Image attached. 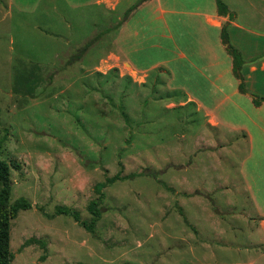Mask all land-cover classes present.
I'll return each mask as SVG.
<instances>
[{"label": "rangeland", "instance_id": "obj_1", "mask_svg": "<svg viewBox=\"0 0 264 264\" xmlns=\"http://www.w3.org/2000/svg\"><path fill=\"white\" fill-rule=\"evenodd\" d=\"M134 2L0 0V160L17 164L10 200L32 203L11 221V264H244L261 249L246 216L247 188L264 193V148L205 124L169 70H141L181 64L174 25L193 6L143 14L125 40L137 70L113 43ZM100 182L91 231L54 214L67 206L89 222Z\"/></svg>", "mask_w": 264, "mask_h": 264}, {"label": "crops", "instance_id": "obj_2", "mask_svg": "<svg viewBox=\"0 0 264 264\" xmlns=\"http://www.w3.org/2000/svg\"><path fill=\"white\" fill-rule=\"evenodd\" d=\"M94 2L97 4L98 0ZM186 2L193 6L192 9L186 11L185 19L182 17L174 25L178 57L175 63L181 60V64L173 68V59L166 56L165 60L160 59L141 70H169L174 77V85L182 91L184 99L191 101L196 112L203 111L205 124L212 128L221 125L239 133L249 143L250 150H261L264 148V101L255 105L253 99L264 98V0H222L228 10L224 15L218 13L215 0ZM163 5L164 0L143 1L118 26L113 43L123 63L140 70L138 57L131 55L134 47L126 43L128 35H135L137 39L141 34L139 23L143 14L154 12L155 8L164 14ZM163 17L155 19L164 29H170V22ZM180 35L182 39L179 42ZM228 46L236 50L241 59L238 71L241 79L234 75L233 57L227 50ZM187 64L193 70L192 79L179 73V69L185 68ZM179 75L181 80L178 79ZM240 83L243 90L240 89ZM230 109L235 111L230 112ZM232 113L237 114L238 119ZM259 141L261 145L257 144ZM247 189L255 217H246L258 222L254 234L261 239V249L244 264H264V193L258 192V185Z\"/></svg>", "mask_w": 264, "mask_h": 264}, {"label": "trees", "instance_id": "obj_3", "mask_svg": "<svg viewBox=\"0 0 264 264\" xmlns=\"http://www.w3.org/2000/svg\"><path fill=\"white\" fill-rule=\"evenodd\" d=\"M146 0H137V2L132 5L125 13V17L133 10L139 3ZM217 5V10L219 14H227L228 10L222 0H215ZM223 41L226 42V39L223 38ZM89 45V42L86 43ZM85 47V46H84ZM228 52L233 57V72L238 78H242L239 74V67L241 65V59L232 47H227ZM240 89L243 90L242 84L240 83ZM261 101H264V98H254L253 102L255 105H258ZM11 167H17V164L14 162L9 163L5 160H0V183L2 185L1 194H0V264H11L14 254L10 250V225L12 219H14L19 210H28L32 207V203L26 198L20 197L15 200H10V194L12 190V179L10 177ZM118 176L109 178L107 181L111 182L117 179ZM105 186V182H100L96 184V190L99 193L97 199L93 200L88 204V209L92 215L89 222L81 220L78 212L67 206H56L54 214L56 215H68L71 216L75 221H77L81 226L87 230H92L93 226L100 219L101 211L98 209V204L102 199L103 193L101 190Z\"/></svg>", "mask_w": 264, "mask_h": 264}]
</instances>
